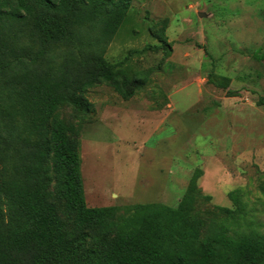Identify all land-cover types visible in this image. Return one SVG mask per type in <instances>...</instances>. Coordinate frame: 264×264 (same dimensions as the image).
<instances>
[{
	"label": "rangeland",
	"instance_id": "1",
	"mask_svg": "<svg viewBox=\"0 0 264 264\" xmlns=\"http://www.w3.org/2000/svg\"><path fill=\"white\" fill-rule=\"evenodd\" d=\"M102 55L148 78L127 98L89 87L90 113L57 110L77 130L86 205L117 219L134 204L176 207L196 175L200 237L264 236V0H131ZM224 76L226 88L210 82Z\"/></svg>",
	"mask_w": 264,
	"mask_h": 264
},
{
	"label": "trees",
	"instance_id": "2",
	"mask_svg": "<svg viewBox=\"0 0 264 264\" xmlns=\"http://www.w3.org/2000/svg\"><path fill=\"white\" fill-rule=\"evenodd\" d=\"M130 3L0 0V264H263L264 236L200 237L196 175L176 207L134 204L117 219L86 205L77 130L57 110L90 113L84 93L100 82L125 98L145 83L102 55ZM165 29L155 37L170 50Z\"/></svg>",
	"mask_w": 264,
	"mask_h": 264
}]
</instances>
